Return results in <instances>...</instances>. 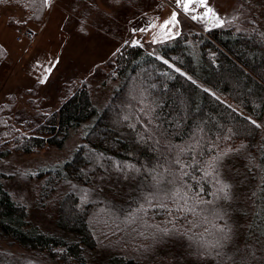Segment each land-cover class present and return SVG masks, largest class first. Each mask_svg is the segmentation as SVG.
Here are the masks:
<instances>
[{"label":"trees","instance_id":"1","mask_svg":"<svg viewBox=\"0 0 264 264\" xmlns=\"http://www.w3.org/2000/svg\"><path fill=\"white\" fill-rule=\"evenodd\" d=\"M9 5L34 15L40 11L41 0H0V7ZM178 32L152 50L122 43L106 62L110 69L105 82L114 87L101 108L93 103L86 80L72 88L57 109L45 116L36 114L34 120L23 118L17 125L10 121L14 98L0 104L5 114L0 117V160L12 151L62 147L70 130L83 129L82 142L68 158L37 173L42 180L41 199L51 198L55 203L59 233L27 224L26 206L11 197L5 184L10 174L0 168L1 234L63 264H93L90 256L104 247L98 236L111 233L109 222H118L134 232L136 244H154L146 252L137 251L133 241L132 245L104 247L106 264H161L157 256L161 261L166 257L178 261L183 253L180 246L186 247L182 262L264 264V136L257 153L262 178L258 190L251 193L235 173L238 161L255 151L261 132L257 121L264 120V34L233 26L205 31L182 27ZM6 58L0 44V66ZM145 105L151 106V117L141 112ZM197 141L201 148L194 151L202 150V155L195 159L201 166L219 152L232 149L220 167L221 180L231 185L230 199L215 200L216 186L201 181L202 198L215 200L197 206L198 212L206 207L201 216L177 212L169 200L167 209L149 208L129 223L130 213L145 203L143 194L154 190L153 175L171 179L159 167H168L165 161L173 159L168 144L184 147ZM182 159L194 162L192 153ZM171 167L179 170L177 165ZM186 170L197 178L202 176L199 167ZM185 182L191 185V195L199 192L195 179L186 177ZM64 184L67 189L59 193ZM161 187L171 185L165 182ZM97 218L108 224L109 231L94 227ZM218 228L229 237L223 247H200V239L213 240ZM162 229L173 231L165 234ZM192 236L194 240L189 239Z\"/></svg>","mask_w":264,"mask_h":264},{"label":"rangeland","instance_id":"2","mask_svg":"<svg viewBox=\"0 0 264 264\" xmlns=\"http://www.w3.org/2000/svg\"><path fill=\"white\" fill-rule=\"evenodd\" d=\"M54 1L55 4L49 9ZM95 1L99 10L96 9L95 14L98 15L93 19H80L79 15L75 14V11L81 9L83 0H41L40 11L34 15L17 6L0 7V44L7 52V58L0 66V104L14 98L15 106L11 110L13 115L10 116L13 124L17 125L23 118L34 120L36 114L41 113L40 116H45L48 112L57 109L72 88L83 80L90 85L93 103L97 108H101L114 87L113 83L105 82V75L110 69L106 62L113 53L111 50L124 39L126 32L129 35L125 39L137 40L148 50H152L157 43L165 40L166 36L172 37L173 32L178 28L205 31L214 27L218 20L211 13L204 16L207 8H211L218 14L219 19L224 21L222 26H233L244 31L257 30L264 34V0H206V5L194 2L188 12L184 11L183 0L180 5L177 4V0H118V2L109 0L110 4L107 0ZM110 6L114 10L108 12ZM60 8H65L67 14H64L70 17L59 18L62 14ZM145 10L151 12L150 19H144L147 24H151L153 29L151 33H148L150 29L148 28L147 31V27L144 30L147 33L139 31L141 29L139 26L143 25L138 20V16ZM174 12L178 14L179 25L169 31L171 25L167 27L163 25L165 21L170 20ZM192 15L204 16V18L192 20ZM116 22V26H119L115 32L116 36L113 37L110 35L111 24ZM102 25L107 31L101 27ZM134 29L137 31L134 32ZM104 31L107 32L108 37ZM102 33L103 39H101ZM118 34L123 35L118 38ZM25 56L37 59L40 72H32L37 78L20 73V66L25 65L23 62ZM54 56V67L49 72L48 63ZM2 112L0 111V117L5 115ZM17 113L22 118L14 117ZM257 122L261 132L256 141L255 151L249 157L247 155L240 159L235 169L238 179L244 181L251 193L254 188L258 190L262 180L258 175L257 153L264 136V120ZM82 133V127L70 130L62 147L49 145L31 153L12 151L0 160V168L10 174V178L5 182L6 187L15 201L26 206V221L29 226H35L46 232L59 233L55 224V203L51 198L45 201L41 199L42 180L37 177V173L68 158L73 149L82 142ZM0 142H3V139ZM66 189L67 184L60 186L59 193ZM243 190L242 188L241 193L244 192ZM54 197L56 198V195ZM97 219H94V227L99 229L102 226L105 231H109V227H106L108 224ZM109 224H111V233L98 236L104 247L115 248V245L126 242L131 244L136 240V236H132L134 232L128 231L127 224L122 225L118 222H109ZM241 239L238 238L239 243ZM152 244L154 243L134 242V247L139 252H146L153 246ZM103 248L90 256L93 264H106L107 255L101 250ZM179 249L183 253L186 252L184 246H180ZM182 254L177 258L178 261L167 257L161 261L158 256L157 261L161 264H180V262L200 264L195 263L194 260L190 262L189 259L182 262ZM0 264L63 263L51 259L46 252L25 248L0 233Z\"/></svg>","mask_w":264,"mask_h":264},{"label":"snow or ice","instance_id":"3","mask_svg":"<svg viewBox=\"0 0 264 264\" xmlns=\"http://www.w3.org/2000/svg\"><path fill=\"white\" fill-rule=\"evenodd\" d=\"M194 2H198L201 5H206V0H183L184 11L185 12L190 11V5H192ZM177 4L180 5L181 0H177ZM191 10L194 11V9ZM209 13H211L218 20V23L215 25L216 27L222 26L224 24V21L222 19H219L218 14L214 13L211 8H207V11L204 13V16H207ZM177 16L178 14L174 12L170 20L164 22L165 27L171 25V27L168 29L169 31H172L173 28H176L179 25V20L177 19ZM204 16L198 17L197 15H192L191 19L192 20L203 19ZM144 30L145 29H139V31H144ZM133 31L135 32L137 30L134 29ZM176 35H179V32H177ZM133 46H138V41H133ZM164 62L167 63V61ZM176 71L179 72L180 70L177 68ZM141 112L151 117L152 108L150 105H145L144 108L141 109ZM125 119L127 120L128 117H125ZM149 122L151 123V119ZM253 124H255V121H253ZM151 138L152 136H149V139ZM157 143H159V141H157ZM213 147L216 146L213 145ZM197 148H201L199 141H197L195 144H189L184 147L168 144V150L173 153V159L171 161L168 160L165 161L168 167H164V165H159V167L163 168V172L167 173L168 176L171 177V179L166 180V177L162 174L153 175L152 178L154 183L152 187L154 190L143 194V199L145 203L141 204L135 210V212L130 213L129 217L127 218L129 223H134L137 219V214L141 212H144L146 214L149 208L155 207V208L167 209L168 208L167 201L169 200L172 202L177 212H184L186 214L192 213L194 216L199 217L206 211V207L200 208L198 212L197 211L198 205L207 206L213 204L215 200L230 199L231 185L221 180L220 167L222 165L224 158L227 155H229L232 149L219 152L216 156H212L211 158L206 160L203 166H201L200 161L196 160L195 156L202 155V150L200 153H196L194 150ZM209 150L211 151V149ZM188 153L193 154L194 162L191 164L185 162L182 159V157ZM173 164L178 166L179 168L178 171H174L172 169L171 165ZM197 167H199L200 171L202 172V176L199 178L192 176L191 173L186 170L188 168L195 169ZM135 171L138 172L139 169H135ZM155 171L156 170L154 169L153 172ZM151 174L152 173H150V175ZM186 177H191L192 179H195L197 181V184L200 185L199 192H197L194 196L191 195L189 192L191 185H188L185 182ZM201 181H211L216 186V192L212 193V195H214L215 197V200L206 201L202 198L201 193L204 192V188L201 184ZM165 182L171 185L169 189H163L161 187V185H163ZM86 198H87V193H85V199ZM190 201H192L191 205L189 203ZM145 204L147 205V208L145 207ZM204 219L206 221L207 216H204ZM196 226L198 227L199 224H196ZM161 231L167 234L173 230L162 229ZM205 231H208V229H205ZM217 233L218 235H216V237L213 240H206L201 238L200 241L198 242L199 246L206 249H217L223 247V241L229 239V237L224 232L223 228H218ZM189 239L194 240L195 237L192 236L189 237ZM217 255H220V253L218 252Z\"/></svg>","mask_w":264,"mask_h":264},{"label":"crops","instance_id":"4","mask_svg":"<svg viewBox=\"0 0 264 264\" xmlns=\"http://www.w3.org/2000/svg\"><path fill=\"white\" fill-rule=\"evenodd\" d=\"M55 2L56 1H54L52 4H51V6L49 7V9H51V7H52V5H54L55 4ZM68 2V1H67ZM66 2V3H67ZM83 4H81V9L80 10H77V11H75V14L77 13L78 15H79V17H80V19L81 18H83V19H93V18H96V16L98 15V14H95L96 13V9H98V6H96L97 4H95L96 3V1L95 0H83ZM111 2H112V0H111ZM111 2H109V0H107V3L108 4H110ZM84 4H85V6H84ZM67 6H69L68 5V3H67ZM111 9H113L114 10V8L113 7H109V9H107V11L109 12ZM99 10V9H98ZM60 11H62L61 13V15L59 16V18H67V17H70L69 15H66L67 13V11H66V9L64 8V9H62V8H60ZM64 13H66V14H64ZM99 13V12H98ZM150 13L151 12H149V11H147V10H145V11H143V12H141V14H139V16H138V20L139 21H141V24L143 25V26H139L141 29H145V27H147V31H148V28L150 29V32H148V33H151V32H153V29H152V27H151V24L149 23V24H147L146 23V21H144V19H146V18H148V19H150V17H151V15H150ZM103 14V13H102ZM161 17V16H160ZM163 19H166V17H162ZM109 25V24H108ZM112 25V28H111V30H110V35L111 36H116V34H115V32H116V30H117V27L119 26H116L117 25V22H116V24H111ZM102 28H103V25L101 26ZM163 27H165L164 25H163ZM104 29V28H103ZM105 31H107V29H106V27H105V29H104ZM104 31V32H105ZM147 31H144V33H147ZM179 31V28L176 30V31H174L173 32V36L174 35H176V33ZM154 32H156V31H154ZM35 32H33V34H34ZM119 33H120V31H119ZM157 33V32H156ZM106 36H107V32H105L104 33ZM104 34L102 33L101 34V39H103V36H104ZM121 35H123V34H121ZM121 35H119L118 34V38H121ZM127 35H129V33L128 32H126V34H125V36H124V39L121 41V42H118L115 46H114V48L111 50V52H114L115 50H117L119 47H120V45L122 44V43H124V42H128V43H130V44H133V41H137V40H134V39H131V40H127V39H125V37L127 36ZM172 36V35H171ZM108 37V36H107ZM168 37L166 36L165 37V39H167ZM120 41V40H119ZM100 42L98 41V44H99ZM138 44H142L141 42H139L138 41ZM143 45V44H142ZM32 59V60H31ZM54 60H55V56L53 57V60H51L49 63H48V65H49V72L53 69V67H54ZM23 62H24V66L22 67V65L20 66V68H19V71H20V73L21 72H23L25 75L27 74L29 77H31V78H33L35 75H34V73H32V72H37V73H39L40 72V67H39V65H38V63H36V62H38L37 61V59H35V57H31V58H29V57H26L25 56V58L23 59ZM38 67V68H37ZM31 71V72H30ZM35 78H37V76H35Z\"/></svg>","mask_w":264,"mask_h":264}]
</instances>
